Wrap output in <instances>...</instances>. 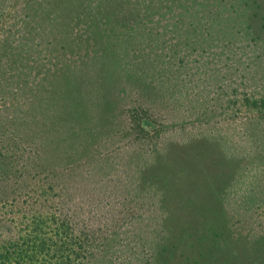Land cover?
<instances>
[{"label": "rangeland", "instance_id": "obj_1", "mask_svg": "<svg viewBox=\"0 0 264 264\" xmlns=\"http://www.w3.org/2000/svg\"><path fill=\"white\" fill-rule=\"evenodd\" d=\"M39 230L27 263L264 264V0H0V250Z\"/></svg>", "mask_w": 264, "mask_h": 264}, {"label": "trees", "instance_id": "obj_2", "mask_svg": "<svg viewBox=\"0 0 264 264\" xmlns=\"http://www.w3.org/2000/svg\"><path fill=\"white\" fill-rule=\"evenodd\" d=\"M151 125H153V123H151ZM228 176H229V174L226 177H228ZM39 225H41V224L39 223ZM59 225H66V228H68V224L67 223H61ZM38 229H40V228H38ZM45 233H47V232H44L43 230H39L38 232L37 231H33V235L29 236V238L31 240L34 239L32 245H28V241H26V240H21V241H15V243H12V244H10V245H8L6 247L3 246L4 248L2 250H0V264H37L35 262L27 263L28 258H26L27 257L26 253L30 252L29 248H31V249L35 248V252L37 251L36 245H35L36 244L35 236H36V238H38L41 246H44V245L48 244V239H47L48 237L45 238V236H44ZM61 234H63V233L62 232H58V235H56V236H58V239H59V235H61ZM71 237H72V235H70L68 231H65V236H63V238L66 241L69 242L70 239L72 241ZM219 239L222 240L223 244L226 243L227 239H222L220 236H219ZM259 239H260V237H257L256 239H251V240H252V242L258 243ZM73 241H75V240H73ZM260 241H262V239H260ZM76 243L80 244V241H77V242L75 241V244ZM164 243L165 244L167 243L166 239L164 240Z\"/></svg>", "mask_w": 264, "mask_h": 264}]
</instances>
